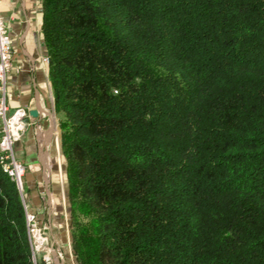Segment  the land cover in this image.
Returning a JSON list of instances; mask_svg holds the SVG:
<instances>
[{"label":"trees","instance_id":"obj_1","mask_svg":"<svg viewBox=\"0 0 264 264\" xmlns=\"http://www.w3.org/2000/svg\"><path fill=\"white\" fill-rule=\"evenodd\" d=\"M41 10L77 264H264V0ZM0 264H35L1 167Z\"/></svg>","mask_w":264,"mask_h":264},{"label":"crops","instance_id":"obj_2","mask_svg":"<svg viewBox=\"0 0 264 264\" xmlns=\"http://www.w3.org/2000/svg\"><path fill=\"white\" fill-rule=\"evenodd\" d=\"M42 0H0V14L13 48L6 74L10 110L23 108L26 125L14 148L25 164L24 200L50 238L45 264H77L72 253L70 207L58 122L48 79L47 48L41 30ZM47 241V240H46ZM45 239L42 244L46 243ZM42 251L47 247L44 245Z\"/></svg>","mask_w":264,"mask_h":264},{"label":"built area","instance_id":"obj_3","mask_svg":"<svg viewBox=\"0 0 264 264\" xmlns=\"http://www.w3.org/2000/svg\"><path fill=\"white\" fill-rule=\"evenodd\" d=\"M11 39L0 14V167L15 183L21 196L25 213L27 234L32 250L33 260L35 251L42 245L41 226L37 225L35 214L29 210L24 200L25 164L18 159L14 144L21 137L25 128V111L23 108L10 110L6 93V74L11 66ZM48 63V57L43 59Z\"/></svg>","mask_w":264,"mask_h":264},{"label":"rangeland","instance_id":"obj_4","mask_svg":"<svg viewBox=\"0 0 264 264\" xmlns=\"http://www.w3.org/2000/svg\"><path fill=\"white\" fill-rule=\"evenodd\" d=\"M63 163H64V161H63ZM23 194H24V197H25V185H24V193ZM37 225L40 226V224H39L38 221H37ZM40 231H41V236L43 237V239H45V241L47 240L46 241L47 247H46V249L44 251H42L43 247H45L44 246L46 244L45 243V244H42L41 246H39V249L37 251H35V254H34V257H35L34 258V263L35 264H42L41 261H44L45 257H47V254H48L47 253L48 252L47 250H49L50 242H51V238H50L48 232L45 229H43V228H41Z\"/></svg>","mask_w":264,"mask_h":264}]
</instances>
